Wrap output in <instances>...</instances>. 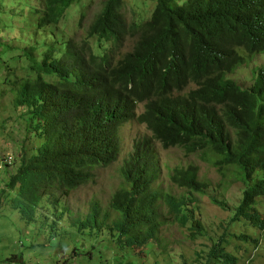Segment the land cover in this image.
Returning <instances> with one entry per match:
<instances>
[{
	"label": "trees",
	"instance_id": "16d2710c",
	"mask_svg": "<svg viewBox=\"0 0 264 264\" xmlns=\"http://www.w3.org/2000/svg\"><path fill=\"white\" fill-rule=\"evenodd\" d=\"M87 1L42 0L35 14L33 27L49 35L21 50L10 82L16 108L26 107L42 142L33 155L20 154L17 169L0 186V200L11 191L7 203L26 222H34L42 201L56 204L54 193L66 196L93 179L94 169L116 162L119 130L142 105L136 122L150 140L136 142L122 164V183L108 204L115 217L92 203L86 216L74 220L80 232L97 233L87 258L104 243L107 258L98 249L95 264H146L134 259V252L148 256L158 239L160 200L167 214L187 228L189 240L204 235L192 200L153 187L158 172L151 146L159 144L162 150L182 149L186 156L212 152L223 177L233 171L244 184L225 230L211 237L193 262L237 264L228 252L232 240L248 246L258 245L259 238L237 233L235 227L264 231V68L253 74L254 87L247 91L227 76L241 63L238 51L264 52V0H149L154 4L150 18L132 23L125 0H98L86 39L64 40L62 19L72 7L86 11ZM94 38L96 48L89 43ZM171 173L170 181L189 194L205 188L195 167ZM236 249L244 254V248ZM119 251L121 258L114 256ZM181 264L188 263L182 259Z\"/></svg>",
	"mask_w": 264,
	"mask_h": 264
},
{
	"label": "rangeland",
	"instance_id": "374dc122",
	"mask_svg": "<svg viewBox=\"0 0 264 264\" xmlns=\"http://www.w3.org/2000/svg\"><path fill=\"white\" fill-rule=\"evenodd\" d=\"M125 1L124 12L128 23L141 19L148 20L154 10V4L149 0ZM85 3L90 4L86 11L82 7H72L62 19L59 31L66 36L64 40L71 38L76 43H81L86 39L87 29L100 9V1L89 0ZM42 6V0H0V160L5 155L14 159L12 166H4L0 169V186L17 169L20 154L23 153L26 157L33 155L42 142L41 137L35 134L33 123L25 115L26 107L16 108L15 85L10 82L17 74L15 63L21 50L49 35L48 31L40 34L33 27L37 20L35 14ZM84 11L86 15L81 24L80 20ZM89 43L93 48H96L98 44L96 38L91 39ZM130 48L129 44L127 49ZM251 57H244L243 65L247 67L238 68L233 76V79L243 88L252 86V70L264 64V57H257L249 65ZM143 109L142 105L136 106L135 118L119 130L116 162L107 168L94 169L93 179L79 185L66 196L54 193L57 198L56 204L52 201H42L37 208L38 217L33 220L34 222H26L8 204L9 202L7 203V199L12 196L11 191L8 192L7 197L0 200V261L3 264H93L95 258L99 259L98 249H101L102 255L107 258L104 247L102 248L104 243H100L102 245H98V249L93 251L91 259L87 258L86 254L91 250L90 245L95 242L97 233L87 230L80 232L74 220L77 217L86 216L92 203L98 205L102 214H108V218L115 217L108 208V204L112 194L122 183L120 177L122 164L131 154L136 142L150 140V134L144 126L136 122V118L143 113ZM151 148L158 172L154 188L163 195H172L176 198L186 196L188 200H192L191 206H194L192 208L195 215L205 231L204 235L196 241L189 240L187 228H183L174 217L167 214V208L159 202L158 212L163 224L158 239L152 242L148 256H144L142 250H139L134 252L133 258H141V261L146 264L155 262L181 264L182 259L188 264H193L195 254L211 244L210 238L219 237L225 230L241 200L244 186L231 172L223 177L219 170L213 167L211 160L215 157L214 155L197 153L186 156L180 149L162 150L157 144H153ZM189 166L196 167L199 171L198 179L205 185L203 195L189 194L170 181L173 169ZM61 211H63L62 216ZM51 223L54 229L50 228ZM234 231L246 232L254 240L259 238L258 245L248 246H244L242 241L232 240L233 246L228 252L236 259L237 264H248V259L252 258L253 264H264V231L256 233L252 228L241 225L235 227ZM105 244L108 245L107 242ZM239 246L244 248L243 255L239 254L238 248L236 249ZM121 255V251L114 253V256L118 258H121ZM108 264H116V262L108 261ZM213 264H219L218 259L214 260Z\"/></svg>",
	"mask_w": 264,
	"mask_h": 264
},
{
	"label": "clouds",
	"instance_id": "9594fccd",
	"mask_svg": "<svg viewBox=\"0 0 264 264\" xmlns=\"http://www.w3.org/2000/svg\"><path fill=\"white\" fill-rule=\"evenodd\" d=\"M264 53V52H263ZM263 53H261V54H259V55H248L246 52H244L243 50H240V51H238V55H239V58L241 59V63L236 67V70L238 69V68H242V69H244L245 67H247V66H244L243 64H244V57H248V56H252L251 58H250V61H249V65L251 64V63H253L254 61H255V59L257 58V57H264V55H263ZM248 65V66H249ZM262 68H264V64L261 66V67H259L258 69H256V68H254L253 70H252V76H251V78L253 79V84H252V86L250 87V88H252V87H254L253 85H254V80H255V77H253V74L255 73V76L257 75L258 76V73H259V71L262 69ZM242 69H240V70H242ZM235 70V71H236ZM233 72L232 74H230V75H228L227 76V79L228 80H230V81H233L236 85H237V87L240 89V90H242V91H247V90H250V88H243L241 85H239L236 81H235V79H233V76H234V74L236 73V72ZM229 77V78H228ZM256 112L257 113H259L260 112V108L259 107H257L256 108ZM262 112H264V108H263V110H262ZM126 125V124H125ZM145 128V127H144ZM121 129V128H120ZM157 145H159V144H157ZM176 149H178V148H176ZM180 150H182V149H180ZM183 151V150H182ZM184 152V151H183ZM197 153H201V152H197ZM196 153V154H197ZM209 153V154H208ZM207 154H204V155H214L215 157L211 160V162H212V165H213V167H214V163H215V160H216V155L215 154H213L212 152H208ZM186 154V153H185ZM202 154V153H201ZM118 156V155H117ZM191 156H193V155H191ZM1 165H0V169H2V167H10V166H12L13 164H14V159L12 158V157H10L9 155H5V156H2L1 157ZM193 166H189L188 168H192ZM188 168H183V169H188ZM196 168V167H195ZM214 168H216V167H214ZM177 169V168H176ZM218 169V168H217ZM173 170H175V169H173ZM198 173H199V171H198ZM232 174H233V176L238 180V178L235 176V174L233 173V171L231 172ZM157 181V180H156ZM198 181H199V179H198ZM239 181V180H238ZM200 182V181H199ZM241 182V181H240ZM201 183V182H200ZM242 183V182H241ZM202 184V183H201ZM243 184V183H242ZM175 185V184H174ZM243 186H244V184H243ZM153 187H154V185H153ZM205 189V188H204ZM204 189L202 190V192H200V193H194V195L195 194H201V195H203L204 194ZM184 191H186V190H184ZM243 191H244V189H243ZM243 191H242V193H243ZM241 199H242V197H241ZM241 201V200H240ZM159 202H162V200H160ZM159 202H158V204H159ZM163 203V202H162ZM192 207H194V206H192ZM194 210V209H193ZM78 232V231H77ZM78 233H80V232H78ZM91 246V245H90ZM97 260L98 261H100L98 258H95V260H94V262H93V264H95L96 262H97ZM0 263H2L1 261H0ZM3 264V263H2Z\"/></svg>",
	"mask_w": 264,
	"mask_h": 264
},
{
	"label": "built area",
	"instance_id": "2783aa9c",
	"mask_svg": "<svg viewBox=\"0 0 264 264\" xmlns=\"http://www.w3.org/2000/svg\"><path fill=\"white\" fill-rule=\"evenodd\" d=\"M0 264H2V263H0Z\"/></svg>",
	"mask_w": 264,
	"mask_h": 264
}]
</instances>
